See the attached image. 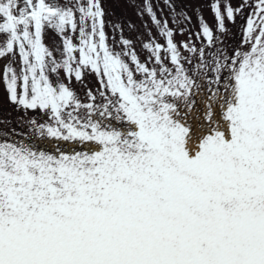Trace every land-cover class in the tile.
<instances>
[{
  "label": "snow or ice",
  "instance_id": "obj_1",
  "mask_svg": "<svg viewBox=\"0 0 264 264\" xmlns=\"http://www.w3.org/2000/svg\"><path fill=\"white\" fill-rule=\"evenodd\" d=\"M142 11L164 39L144 62L108 43L101 0H0V79L37 114L0 139V264H264V0H215L199 47Z\"/></svg>",
  "mask_w": 264,
  "mask_h": 264
},
{
  "label": "rangeland",
  "instance_id": "obj_2",
  "mask_svg": "<svg viewBox=\"0 0 264 264\" xmlns=\"http://www.w3.org/2000/svg\"><path fill=\"white\" fill-rule=\"evenodd\" d=\"M49 2L66 3L67 0H49ZM155 12L157 19L163 24L168 22V27L174 32V41L178 44L181 42H190L197 47L200 46V40L197 39V33L200 27V18L208 24L216 33V23L214 14L211 11V4L215 0H148ZM239 0H220L221 9L226 3H231L236 7ZM105 11V32L108 36V43L115 47V50H120L121 45H114V40L119 41L121 37L129 39L133 42V49L137 51L139 58L144 62L148 55L143 49L142 44L151 39L163 44L164 39L159 36L157 28L153 25L150 17L146 12L142 11L145 0H101ZM168 4L173 5L172 8ZM248 9H245V17ZM245 23V19L239 15L236 16L235 23H231L225 19V26L230 32L220 39L223 44L217 42V46H228V51L231 53L232 48L240 44L241 31L240 27ZM112 25L118 27L114 30ZM5 37L0 35V43ZM74 38V43H75ZM43 43L53 52V55L60 59L59 48L62 47L60 37L50 29H46L43 35ZM188 55L187 53H184ZM8 62L7 58L0 59V72L4 65ZM19 68V58L16 57V62L12 65ZM63 79V72L60 74ZM55 79V78H53ZM67 82V81H65ZM96 82L93 76L85 75L83 84L75 82L73 79L70 87L74 89L81 99L85 98L87 88H95ZM37 118L36 113H25L22 109H17L7 98V93L0 79V139L7 138L10 140H20L32 135L30 119ZM36 143V141H32ZM41 147H48L47 144L41 143Z\"/></svg>",
  "mask_w": 264,
  "mask_h": 264
}]
</instances>
